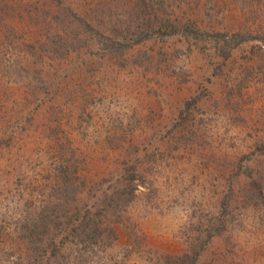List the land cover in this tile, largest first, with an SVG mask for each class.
Instances as JSON below:
<instances>
[{
  "label": "rangeland",
  "instance_id": "obj_1",
  "mask_svg": "<svg viewBox=\"0 0 264 264\" xmlns=\"http://www.w3.org/2000/svg\"><path fill=\"white\" fill-rule=\"evenodd\" d=\"M53 204L33 264H264V0H0V264Z\"/></svg>",
  "mask_w": 264,
  "mask_h": 264
},
{
  "label": "trees",
  "instance_id": "obj_2",
  "mask_svg": "<svg viewBox=\"0 0 264 264\" xmlns=\"http://www.w3.org/2000/svg\"><path fill=\"white\" fill-rule=\"evenodd\" d=\"M182 25L185 26L187 25L192 27V25L189 24H182ZM189 33L193 35V30ZM189 33L187 32V34ZM143 36H144L143 39H145L146 37H149V33ZM45 207L46 206L43 205L40 208L37 218L33 217L32 219H30L31 217H26V219L23 221L24 226L21 229V236L24 242H21V244L23 245L24 253L26 254L24 255V257L28 258L29 261L31 260L32 255H34V252H37L40 249L46 251L47 248L49 249L48 246L47 247L45 246L46 245L45 239H47L45 237H47L49 233L51 234L52 230L58 228L60 224H63L61 222L62 220H60L62 215L63 217L69 218V221L65 223H67V226H70L72 228L70 233L73 232L75 229V233L80 242H89L91 244H94L95 243L94 239L101 237L102 231H98V228H93L94 223H91L90 221L92 220L90 218V215H92L93 213L91 209L87 210L82 216H80L81 212L78 211L77 215H79V219H77L76 217L72 219L71 216L69 215L67 216L68 212H71V210H69L67 214L65 213L62 214L64 210H61L60 207L55 204L50 205L49 208H45ZM50 243L54 244L53 241H50ZM42 257L44 260L45 259L47 260V264H50V260L52 258H55V255L49 252L46 253L45 255H42ZM64 259H66V257H64ZM32 261H30L29 263L33 264ZM65 262H67V264H70L68 260ZM71 263H75V262H71Z\"/></svg>",
  "mask_w": 264,
  "mask_h": 264
}]
</instances>
